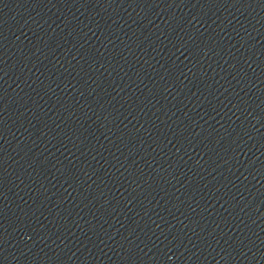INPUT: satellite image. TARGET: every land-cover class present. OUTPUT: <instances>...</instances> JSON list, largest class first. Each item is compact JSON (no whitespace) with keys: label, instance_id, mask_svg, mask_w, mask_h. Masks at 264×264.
I'll return each instance as SVG.
<instances>
[{"label":"water","instance_id":"95a60500","mask_svg":"<svg viewBox=\"0 0 264 264\" xmlns=\"http://www.w3.org/2000/svg\"><path fill=\"white\" fill-rule=\"evenodd\" d=\"M0 264H264V0H0Z\"/></svg>","mask_w":264,"mask_h":264}]
</instances>
